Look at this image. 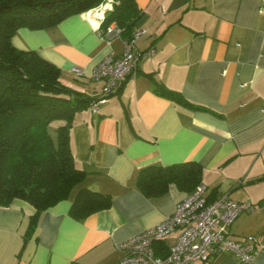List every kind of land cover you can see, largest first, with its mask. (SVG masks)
Wrapping results in <instances>:
<instances>
[{"label": "crops", "instance_id": "obj_1", "mask_svg": "<svg viewBox=\"0 0 264 264\" xmlns=\"http://www.w3.org/2000/svg\"><path fill=\"white\" fill-rule=\"evenodd\" d=\"M136 1L142 16L133 31L142 33L135 49L144 53L138 69L98 112H77L71 128L72 151L87 177L40 214L27 238L34 206L16 199L0 207V264H115L122 256L118 243L162 221L189 193L171 184L146 196L137 185L141 169L191 160L203 166L209 198L227 194L256 205L238 216L228 236L264 239L263 0ZM92 10L48 28L21 27L12 43L58 66L65 84L101 98L105 81L90 75L107 55L123 52L125 37L100 29L107 12ZM155 81L200 108L157 94ZM83 187L110 195L112 204L75 219L70 208ZM180 233L160 242L159 253ZM191 264L242 263L223 252ZM251 264H264V251Z\"/></svg>", "mask_w": 264, "mask_h": 264}, {"label": "trees", "instance_id": "obj_2", "mask_svg": "<svg viewBox=\"0 0 264 264\" xmlns=\"http://www.w3.org/2000/svg\"><path fill=\"white\" fill-rule=\"evenodd\" d=\"M104 0H0V207L16 199L34 206L26 234L35 230L40 214L68 199L88 172L80 168L71 147V128L77 112L93 98L61 80V69L36 50L18 49L12 36L21 27L43 29L87 12ZM142 16L136 0H115L100 29L115 22L125 39ZM154 91L178 104L200 108L183 94L154 82ZM197 161L149 165L137 185L146 196L166 192L171 184L188 192L202 183ZM111 196L89 188L77 190L70 215L83 220L108 208Z\"/></svg>", "mask_w": 264, "mask_h": 264}, {"label": "built area", "instance_id": "obj_3", "mask_svg": "<svg viewBox=\"0 0 264 264\" xmlns=\"http://www.w3.org/2000/svg\"><path fill=\"white\" fill-rule=\"evenodd\" d=\"M114 3L115 0H104L92 11L104 16L113 10ZM121 31L115 22L106 29L107 33ZM141 33H133L131 39H125L124 50L120 55L111 53L94 68L91 79L105 81V87L103 97L90 104L92 112H98L100 104L115 91L119 83L138 69L144 53L135 49V41ZM154 51L151 49L149 52ZM74 71L79 76L83 75L80 68L76 67ZM255 210L254 203L237 201L227 194L211 199L207 194V186L200 183L162 221L118 243L122 256L115 264L206 263L214 254L223 252L235 255L242 264H251L264 251L263 237L255 235L236 240L228 236V229L242 212ZM177 229H181V233L175 242L169 245L165 254H160L157 245Z\"/></svg>", "mask_w": 264, "mask_h": 264}]
</instances>
